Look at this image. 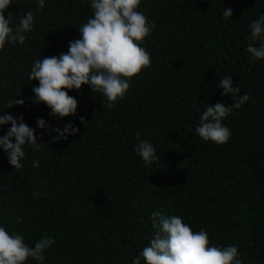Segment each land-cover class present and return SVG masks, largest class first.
<instances>
[{
	"label": "trees",
	"instance_id": "1",
	"mask_svg": "<svg viewBox=\"0 0 264 264\" xmlns=\"http://www.w3.org/2000/svg\"><path fill=\"white\" fill-rule=\"evenodd\" d=\"M227 7L234 12L225 21ZM20 8L35 12V27L23 46L0 50V115H23L43 150L26 146L17 172L0 149V226L23 234L30 247L54 237L44 264H132L154 237L151 213L159 211L205 229L214 246H236L242 264H264V60L245 51L264 0H142L138 10L156 25L142 45L151 67L112 109L87 84L70 90L78 111L64 118L32 103L39 82L28 75L35 60L67 52L80 38L90 0H45L43 11L36 0H13L5 12L13 24ZM229 74L250 100L223 120L232 133L227 143L204 142L195 128L207 105L233 103L218 86ZM15 98L25 104L7 109ZM37 117L80 131L52 142L57 133L37 127ZM9 127L0 126V135ZM137 133L160 156L153 167L135 152Z\"/></svg>",
	"mask_w": 264,
	"mask_h": 264
},
{
	"label": "clouds",
	"instance_id": "2",
	"mask_svg": "<svg viewBox=\"0 0 264 264\" xmlns=\"http://www.w3.org/2000/svg\"><path fill=\"white\" fill-rule=\"evenodd\" d=\"M142 0H90L92 15L78 30L80 38L69 41L67 52L45 56L31 65L28 81H38L32 91V103L45 104L53 117L76 116L78 100L69 94L70 90H81L83 85L90 86L91 94H100L104 108L112 109L123 101L134 77L151 67L150 52L143 47L146 38L155 29L154 22L138 9ZM13 0H0V50L6 45L23 46L27 33L34 30L35 12L25 13L18 10V22L13 24V15L5 12ZM37 11H43L45 0H36ZM231 7L224 8L222 18L228 21L233 17ZM249 41L245 51L253 62L264 60V13H258L252 20ZM222 95L231 94L233 103L227 105L217 102L208 104L195 128L196 136L204 142L223 145L231 138L230 129L223 124L236 109L249 102L250 94H241L238 85H234L232 75L219 78ZM94 96V95H93ZM252 103L256 101L251 100ZM23 99H10L7 109L24 105ZM95 117V116H94ZM37 127L57 133L52 142L67 140L69 135L77 134L80 129L68 122L61 127L52 128L43 118L37 117ZM85 122L84 117H80ZM10 124L5 134L0 135V149L8 158L10 165L19 172L24 169L22 161L26 158L25 147L34 151L43 150V142H38L35 128L24 122V117H14L8 112L0 115V126ZM67 133V135H66ZM43 133H41L42 137ZM138 141L136 154L148 167L159 163L160 156L153 143ZM40 161L33 160L32 168L39 167ZM33 192L34 198L39 197ZM14 221L23 222L22 217L14 216ZM152 226L156 229L149 245L144 246L133 258L132 264H242L239 250L234 245L214 246L209 233L201 228H193L179 215L163 216L161 212L151 213ZM55 243L54 237L43 236L30 247L23 234L9 232L6 226H0V264H26L31 258L36 264H44L45 251Z\"/></svg>",
	"mask_w": 264,
	"mask_h": 264
}]
</instances>
